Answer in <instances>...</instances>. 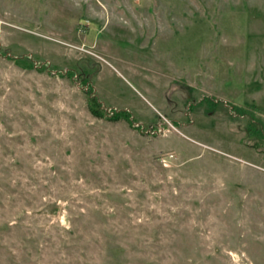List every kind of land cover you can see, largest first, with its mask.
Instances as JSON below:
<instances>
[{
	"label": "rangeland",
	"instance_id": "obj_1",
	"mask_svg": "<svg viewBox=\"0 0 264 264\" xmlns=\"http://www.w3.org/2000/svg\"><path fill=\"white\" fill-rule=\"evenodd\" d=\"M0 264H264V0H0Z\"/></svg>",
	"mask_w": 264,
	"mask_h": 264
},
{
	"label": "trees",
	"instance_id": "obj_2",
	"mask_svg": "<svg viewBox=\"0 0 264 264\" xmlns=\"http://www.w3.org/2000/svg\"><path fill=\"white\" fill-rule=\"evenodd\" d=\"M88 111L90 114L96 118H104L110 122L125 121L127 124L131 125L130 114L127 111H111L105 112L100 103L98 102L95 95H91L88 98Z\"/></svg>",
	"mask_w": 264,
	"mask_h": 264
}]
</instances>
